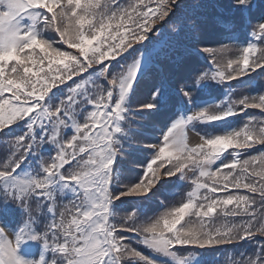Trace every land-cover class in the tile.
I'll return each mask as SVG.
<instances>
[{"label":"snow or ice","instance_id":"1","mask_svg":"<svg viewBox=\"0 0 264 264\" xmlns=\"http://www.w3.org/2000/svg\"><path fill=\"white\" fill-rule=\"evenodd\" d=\"M253 74L254 0L211 18L199 0H0V264H203L227 246L243 250L225 264H264V90L236 94ZM210 85L220 99L194 106ZM173 186L179 201L148 208Z\"/></svg>","mask_w":264,"mask_h":264},{"label":"trees","instance_id":"2","mask_svg":"<svg viewBox=\"0 0 264 264\" xmlns=\"http://www.w3.org/2000/svg\"><path fill=\"white\" fill-rule=\"evenodd\" d=\"M197 2V0H180V3L183 5H188V4H192ZM199 2H202V4L204 5V12L211 18L212 14L217 11L218 7L220 5H226L230 2V0H199ZM259 7H264V0H258V8ZM159 26V25H158ZM166 27V26H165ZM154 35V34H153ZM45 37L47 39H56V35L55 33H45ZM219 37L216 35V33L212 30L211 27H209V29L207 30L205 36H204V40L205 42L208 44V46H215V41L218 39ZM242 39H244L245 37H241ZM66 47V46H65ZM72 51V50H69ZM236 83L233 84V86L235 87ZM261 90H264V80H262L260 77H255L253 78V81L246 85L245 87H236V94H247V93H258ZM222 89L217 86V85H210L209 87H207L205 90H203L202 92L198 93L196 96V104L194 106H203L206 103H210L213 100H217L220 99L221 95H222ZM249 112L260 116L261 114L259 113V110H255V109H250ZM165 113H157L153 116L154 120H159L161 123L164 122L165 120ZM245 117L241 116L240 118H230V123L227 125L228 127H238V126H242L243 122L245 121ZM200 127H204V126H200ZM153 129L149 128L148 129V135H149V131H152ZM147 135V136H148ZM147 138V137H146ZM138 139H142L143 143H147V140L145 138H138ZM142 143V144H143ZM139 147L141 148L139 150V153H137L140 156L134 155V156H128L127 160L125 161V168L131 167L132 166V162L141 160V153L140 151H143L146 154H149L146 149H143V146L139 145ZM260 146H257V148H259ZM249 154L255 155L257 154L254 150L252 151H248ZM47 155V153H45V156ZM148 156V155H147ZM3 157V152L0 151V159H2ZM246 158V157H245ZM138 164V163H137ZM174 179V178H173ZM187 191L186 188H179L177 189L176 187H169L167 189V192L165 193V191L163 189H160L157 192L158 195V200H156L155 198L151 199V201L148 202L147 206L149 209H159L160 205H159V200H164L165 203H175L177 201L180 200L181 195ZM66 202V201H65ZM33 207H35V205H33ZM131 208V205L129 206V210ZM149 214H151V212H149ZM120 215H122V213H120ZM42 227V224H41ZM131 235V234H130ZM31 244L36 243L29 256H35L37 255L38 249H39V243L38 242H33V241H28ZM229 252H217L215 250L212 249H206L203 252V264H225L226 258L229 255V253H232L233 255L238 254L239 251L243 250V248H237V249H233L232 246H228ZM145 254H149V252L147 253V250L145 249Z\"/></svg>","mask_w":264,"mask_h":264},{"label":"rangeland","instance_id":"3","mask_svg":"<svg viewBox=\"0 0 264 264\" xmlns=\"http://www.w3.org/2000/svg\"><path fill=\"white\" fill-rule=\"evenodd\" d=\"M189 136H190V141L191 142H197L198 141V137L197 136H195V134L194 133H189ZM24 258V257H23Z\"/></svg>","mask_w":264,"mask_h":264}]
</instances>
